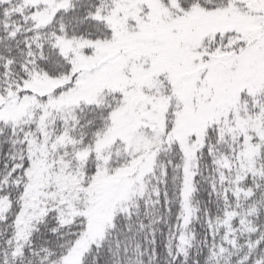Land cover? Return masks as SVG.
Wrapping results in <instances>:
<instances>
[{"label":"snow or ice","instance_id":"obj_1","mask_svg":"<svg viewBox=\"0 0 264 264\" xmlns=\"http://www.w3.org/2000/svg\"><path fill=\"white\" fill-rule=\"evenodd\" d=\"M0 264H264V0H0Z\"/></svg>","mask_w":264,"mask_h":264}]
</instances>
